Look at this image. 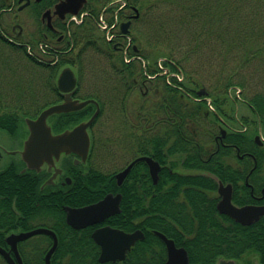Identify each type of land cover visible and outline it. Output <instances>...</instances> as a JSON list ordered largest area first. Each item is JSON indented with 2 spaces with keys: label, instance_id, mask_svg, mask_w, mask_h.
Here are the masks:
<instances>
[{
  "label": "trees",
  "instance_id": "trees-1",
  "mask_svg": "<svg viewBox=\"0 0 264 264\" xmlns=\"http://www.w3.org/2000/svg\"><path fill=\"white\" fill-rule=\"evenodd\" d=\"M110 1L87 0L85 9L89 11V17L70 32L73 48L60 55L50 50L49 62L26 51L27 45L37 49L43 40L41 36L20 45L7 42L0 34V50H12L21 56V61L37 69L44 78L42 86L48 89L49 95L56 92L54 82L63 65L72 68L81 82L86 70L84 62H91L88 71L93 81L98 82V91L83 99H94L100 105V113L93 124L104 114L106 107L109 109L114 105L118 128L135 126L141 129L118 130L123 137L120 142L131 143L133 152L150 155L159 162L169 161L170 150L174 147L177 162L185 165L190 150L195 153L194 145L200 143V136L207 135L211 129L203 125L208 107L202 97H197V92L204 89L213 105L218 104L219 109L226 112L230 107L234 110L232 100H239L231 91L249 90L250 84L242 69L264 58V0H125L127 13H120V19L137 12L138 18L132 24L142 22L144 28L133 36L130 33L135 46L132 54L136 53L148 62V72L153 71L155 60L162 57L167 65L180 69L184 76L178 87L168 86L161 76L150 80L149 96H139L132 103L128 102L129 91L135 82L139 83L146 77L137 61L124 63L117 45L106 42L95 23L102 7ZM2 4L3 0H0V8ZM0 28H3L1 22ZM149 41H152V47L146 51L148 56L141 45ZM56 57H59L57 63L51 64ZM100 61L108 65L104 68L98 64ZM0 63L4 68L5 63ZM3 92L0 91V94ZM187 94L192 99L186 97ZM12 95L9 101L0 97L1 126H20L26 117L55 102L51 96L34 98L31 95L29 100H24L20 93ZM241 100L250 108L256 122L259 120L264 124V85L262 91L243 96ZM92 110L93 106L89 105L78 112L54 115L51 125L61 127L83 121L90 117ZM251 137L252 134H245L231 142L236 144L240 153L249 151L258 160L264 158V149L250 145ZM198 160L195 154L192 155L194 167ZM105 182H100V177H97L96 182H92L97 188L85 182L77 197L64 195L61 200L50 199L49 212L62 215L61 205L75 207L97 201L104 194L100 190ZM148 185L154 190L148 191ZM143 189L146 197L151 193L155 196L140 201L134 198V206L140 207L139 212L135 208L136 212L125 210V213L108 222L124 231L140 227L144 234V238L135 243L122 262L98 261L99 247L91 239V227L75 231L62 224L63 228L54 226L58 247L52 264H164V246L153 230L176 239L173 224L184 225L182 231L192 235L189 242L182 245L188 252L190 264H214L220 258L241 259L243 264H252L253 260H257L264 264V220L247 227L229 228L225 224L223 227L209 213L210 224L203 218L201 176L177 175L176 181L159 180L155 187L144 181ZM143 201L146 203L142 204ZM140 217H144V221L137 226L135 223Z\"/></svg>",
  "mask_w": 264,
  "mask_h": 264
},
{
  "label": "flooded vegetation",
  "instance_id": "flooded-vegetation-1",
  "mask_svg": "<svg viewBox=\"0 0 264 264\" xmlns=\"http://www.w3.org/2000/svg\"><path fill=\"white\" fill-rule=\"evenodd\" d=\"M60 1L61 0H3V7L0 8V18L8 14H14L9 21L10 26L7 28H0V34L9 43H17V40L20 42L23 36L21 33L22 28L18 24V12L26 10L30 14L29 17H31V19L33 18L35 21L39 19L41 24L40 28L34 30L30 36H41L43 38L42 42L38 44L36 54L32 51V55H36L41 58V60L49 62L48 56L50 50L53 49L51 52H55L59 55L60 53L65 54L69 52L73 48L70 39L71 29L83 23L90 14L89 11L85 9L87 3L84 4L76 14H69L63 12V10L58 11L55 9V6ZM126 8L127 4L122 3V5L117 8L115 17L113 18L114 21L110 24L109 21H103L106 23L104 31L99 28V32L102 33V37L106 42L117 45L123 60L131 50L132 44L129 32L126 34L123 33L120 26L124 21L130 20V25L133 22V19H131L133 15H127L126 18L120 19V13H127ZM95 23L98 28L96 19ZM9 27L10 32H15L16 28L19 31L17 36L13 39L6 36L8 34L10 35L8 31ZM18 44L24 45L25 43ZM67 46H70L69 49L63 50ZM28 50H30V46ZM58 59L59 57H56V60L50 63L56 64ZM133 60L134 58H131V60H124V62L128 64ZM65 67L69 66L63 65L62 68ZM72 71L74 72L73 69ZM145 71L146 70L143 71V75L146 79L140 80L139 83L135 82V85L129 91V97L133 96V98L137 100L139 96H149L148 82L156 79L157 76L153 79L149 78ZM74 74L76 76L75 72ZM79 88V81L76 76V85L72 90L73 92L70 94L72 100H84L82 97L78 96ZM54 90L56 92L51 97L55 102L51 105L62 103L67 95V93L58 90L56 80L54 82ZM43 91H45L43 96L47 98L48 89L44 87ZM186 97L192 99L189 94H187ZM205 99L206 98H204V100ZM239 104H243L248 108L242 100H232L234 110H231L230 107L227 109L228 112H225L224 109H219L216 103L209 107L207 112H205L203 125L205 127H211V129L208 128L210 132L207 135L202 134L200 136V143H195L194 145L196 147L195 153L193 149L190 150L188 162H186L185 165H183L182 162H177V154L174 147L170 150L169 161L167 162H159L150 155L137 154L133 151L131 152L130 149L127 148L126 151H123L126 154L125 156H127L126 162L122 167L113 172H104L99 167L97 158H95L97 156L96 148L99 131L95 130L94 124L87 128L90 143L85 160H82L78 152H60L57 159L54 156L52 157V164L46 161L37 163V160L28 164L24 160L23 155L26 142L31 137L30 128L25 124V120L24 124L20 126L0 125V249L5 254L0 252V264H46V256L53 245V238L51 236L43 232H36L18 240L13 238L19 234L43 229L51 230L56 236V246L49 259L50 264H52V258L58 247V237L54 226L63 228L62 224L67 225V223L64 209L66 206L61 205L62 215L52 214L49 212L50 199L55 201L59 198V200H61L64 195L77 197L80 193L82 184L85 182L92 188H97V186L93 184L96 182L97 177H100V182L106 181L100 190L104 193L101 198L82 206L68 207L79 208L96 203L107 195H120L119 212L107 217L101 223L93 224L82 229H73L67 225L75 231L91 227L92 231L90 236L94 230L106 225L122 230L111 226L108 222L115 216L123 212L125 213V210L126 212H139L140 207L137 206L138 208H136L134 206V198L140 201L142 198L146 199L149 196H155L154 193H151L149 196L147 194L146 197V191L143 189L144 181H149L150 184L155 187L159 180L176 181L177 175L202 177L203 189L200 192L202 194L203 218H206L210 224L212 222L210 221L209 213H212L213 219H217V222L222 223L221 225L223 227L227 226L229 228H237L239 226L247 227L257 223L259 220H264V216H260L252 223L242 225L224 211L229 208L230 205L234 208L264 207V158L258 160L254 153L249 151L240 153L236 144L231 142L240 139L245 134H252L250 145L252 144L253 146L255 145L264 149V124L259 120L256 122L254 117L250 119L240 115L239 112L241 111L239 110ZM89 105L93 106L92 115L95 110V105ZM248 110L251 113L250 108H248ZM74 112L78 111L58 115H67ZM39 113L40 111L26 118L35 120ZM51 118L52 116L48 117L46 123L52 135H59L65 131H71L80 122L88 120L87 118L77 123H68L61 127H53L51 125ZM257 124L258 127L256 126ZM136 129L141 130L139 127L135 126L119 128L118 130ZM127 144L130 146L132 145L128 142ZM159 145L160 144H152V146ZM189 147L192 148L191 143ZM194 154L199 159V163L196 164V167L193 166L192 161V155ZM122 156H124L123 153ZM142 157L151 158L158 164L156 181H154L151 175L149 165L144 160H139L132 165L128 173L118 182L116 175L126 169L136 159ZM97 172L103 174H92ZM148 188V191L154 190L149 185ZM130 201H132L133 205ZM145 203L146 201L142 202V204ZM134 208L136 211H134ZM143 221L144 217H140L135 225H142ZM181 226L184 227L182 224ZM173 227L176 230V239L172 238L171 240L176 248H183L188 256L187 250L182 245L188 243L192 235L184 233L182 231L183 228L176 224H173ZM134 231L142 232L140 227H135L132 231L124 232L132 233ZM156 232L161 233L157 230H153L155 236ZM10 236L13 237L10 238ZM164 251L166 262L167 253L165 246ZM220 259H231L235 264H242L241 259ZM220 259H218V261Z\"/></svg>",
  "mask_w": 264,
  "mask_h": 264
},
{
  "label": "water",
  "instance_id": "water-1",
  "mask_svg": "<svg viewBox=\"0 0 264 264\" xmlns=\"http://www.w3.org/2000/svg\"><path fill=\"white\" fill-rule=\"evenodd\" d=\"M86 0H61L56 6V10H63L69 14H76L84 6ZM130 21L121 23L123 33L128 32ZM57 88L59 91L67 93L62 103L51 105L45 108L35 120L25 119L26 125L30 128L31 137L26 142L24 151V160L31 164L36 161H46L52 164V157L58 158L60 152H78L82 160H85L88 148L89 137L87 128L92 124L99 113V106L94 100L78 101L70 98L71 92L76 85V78L73 71L65 67L57 77ZM205 94L203 90L198 92L201 96ZM88 104H94L96 109L93 115L85 122L76 125L71 131H65L59 135H52L46 121L47 118L54 114L78 111ZM139 160H144L150 168L151 175L156 181L158 164L151 158L142 157L132 162L126 169L116 175L118 182L128 173L132 165ZM120 195H107L100 201L79 207H65L66 223L73 229H82L87 226L98 224L107 217L119 212ZM226 214L240 222L242 225H248L257 220L260 216H264V207H243L234 208L231 205L224 210ZM36 232H43L53 238V245L46 256V264H50L49 259L56 246V236L51 230H34L29 233L10 236V238L21 239ZM156 236L163 242L167 259L165 264H189L186 251L183 248H176L173 241L167 239L163 234L156 232ZM91 238L97 246L100 253L98 261L100 263L123 261L126 253L131 249L136 241L143 238V233L134 231L126 233L122 230L112 228L108 225L102 226L94 230ZM0 252H4L0 249ZM5 255V254H4ZM216 264H235L232 260H219Z\"/></svg>",
  "mask_w": 264,
  "mask_h": 264
},
{
  "label": "rangeland",
  "instance_id": "rangeland-1",
  "mask_svg": "<svg viewBox=\"0 0 264 264\" xmlns=\"http://www.w3.org/2000/svg\"><path fill=\"white\" fill-rule=\"evenodd\" d=\"M13 14L5 15L1 19L0 22L4 28L10 26L9 21L11 20ZM29 16L30 14L26 10L18 12V24L22 28L21 33L23 36L20 40L23 42H19V40H17V43H26L30 40L37 39V37H31L30 35L34 30L40 28V21L39 19L35 21ZM140 29L144 30L142 22L132 24V26L130 27L132 36L136 31ZM8 31L10 32V27ZM18 32L19 31L16 28L15 32H10V35L8 34L6 36L13 39L17 36ZM170 41L174 40L170 39ZM141 46L143 48V51L146 52L149 47H152V41H149L146 44H142ZM2 50L3 51L0 50V61L5 63V65L3 68L0 63V91H4L0 94L1 100L6 99L7 101H9L8 98L12 94L16 96L17 93H20L22 95V99L24 100H29L31 95L34 96V98L44 97L43 95L45 91H43L42 86L44 78L40 76L39 71L37 69H33L30 65H27L25 61H21V56L19 54L17 55V53H14L12 50L8 48ZM33 53L36 54V49L33 50ZM98 64H100L104 68L108 65V63L105 61H100ZM92 65L94 66V64ZM84 66L86 70L83 77L81 78V82H79L80 88L78 91V96L82 98L98 91V82L93 81L91 73L88 71V67L91 66V62L86 63L85 61ZM193 66H195L194 63ZM242 72L249 81V90H245V92L240 91L239 93H237L235 89V92H231L233 96H240L242 99L243 96L248 97L253 93L262 91V87L264 85V58H259L258 60H256V62L254 61L251 65H248L247 67L242 69ZM17 85H20L21 87L16 88L18 87ZM47 96L50 97L52 95L48 94ZM128 102H136V98H133V96L129 97ZM239 105V110L241 111L239 112L240 115L246 116V118L253 119V115H251L248 108L243 104ZM117 121L118 115L116 114L114 105H111L109 109L106 107L104 114L95 124V130L99 131L96 148L97 156L95 158H97L98 165L104 172H113L114 170L122 167L127 159V156H125L126 154L123 151H126L127 148H129L132 152L130 145L125 142H120L123 137H121V135L118 133L119 128L117 127ZM256 126L258 127V124ZM122 153L124 156H122ZM251 258L253 259V257Z\"/></svg>",
  "mask_w": 264,
  "mask_h": 264
}]
</instances>
